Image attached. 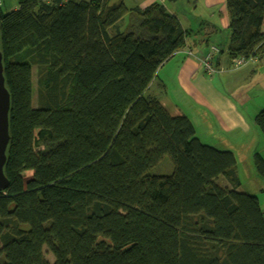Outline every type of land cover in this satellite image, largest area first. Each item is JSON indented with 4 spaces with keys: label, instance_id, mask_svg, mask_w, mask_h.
<instances>
[{
    "label": "trees",
    "instance_id": "trees-1",
    "mask_svg": "<svg viewBox=\"0 0 264 264\" xmlns=\"http://www.w3.org/2000/svg\"><path fill=\"white\" fill-rule=\"evenodd\" d=\"M16 1L0 6L11 95L0 264H264V211L239 189L235 153L204 143L190 117L147 95L197 31L162 2ZM226 6L229 56L260 59L264 0ZM128 12L140 24L111 34ZM255 123L264 132V109ZM167 156L173 172L153 173ZM254 163L264 180V157Z\"/></svg>",
    "mask_w": 264,
    "mask_h": 264
},
{
    "label": "rangeland",
    "instance_id": "rangeland-1",
    "mask_svg": "<svg viewBox=\"0 0 264 264\" xmlns=\"http://www.w3.org/2000/svg\"><path fill=\"white\" fill-rule=\"evenodd\" d=\"M2 10L7 12L18 6L16 0H2ZM126 5L130 8H133L135 4H140V0H124ZM142 5L145 6L149 4L146 0H142ZM168 4V7L173 10L178 17L181 19L184 25H187L186 21H192L195 29L200 28L201 24L204 23L205 26L209 24H217L219 31L213 41L217 44H220L221 47H226V42L229 37L230 30L229 28H224L223 20L225 17H229L225 0H176L170 1L165 0ZM16 6V7H12ZM142 17L135 12H128L123 19L117 22L116 25L110 28V33L115 34L116 32L123 31L128 32L131 28H135L140 24ZM221 29V30H220ZM228 47V46H227ZM227 47L225 52L227 53ZM228 54V53H227ZM226 54V56H227ZM22 53L19 52L13 56V59L18 61L22 57ZM22 59H26L24 56ZM260 59L258 60V62ZM256 62V63H258ZM255 64V63H251ZM256 67V66H255ZM33 104L34 106L38 105V81H39V68L37 65L33 64ZM169 70V67H163L159 70L158 75L161 80H166L168 84L165 86L168 88H163L159 84L155 86L154 93L147 90V95L155 96L158 99L162 97L161 91L164 89L166 93L164 96L170 97L173 102L179 104L182 107L191 109L201 108L193 98L186 94L182 86L179 84L178 77L171 76L166 77V72ZM238 70V69H234ZM259 72H250L245 78L237 83L238 86L234 88V92L231 91L230 87L226 85L222 86V90H227L232 94V96L239 102L241 107L244 109V114L250 121L253 127L249 131L241 132V129H238L239 132L236 133L238 139L237 142L232 143L231 145H223L220 141H208L206 139L202 140L206 144H212L217 148L223 150H231L235 153L237 157L236 172L240 179L239 189L246 191L248 193L254 194L259 197L262 209L264 211V180L257 171V168L254 163V155L260 153L264 157V132L260 127L255 123V117L264 109V69L262 66ZM175 73V72H174ZM173 74V73H172ZM157 75V76H158ZM174 75V74H173ZM205 75L200 70L199 76ZM198 76V75H195ZM199 76L197 79H199ZM208 77V76H207ZM186 109V111L188 110ZM188 112V111H187ZM155 174H171L173 172L172 160L169 156L165 157L162 162L157 165L152 170ZM32 176V171L26 173V178ZM219 183L222 185H227L228 182L224 176L218 178ZM46 258L53 263L55 261V256L52 251L45 246L44 248Z\"/></svg>",
    "mask_w": 264,
    "mask_h": 264
},
{
    "label": "crops",
    "instance_id": "crops-1",
    "mask_svg": "<svg viewBox=\"0 0 264 264\" xmlns=\"http://www.w3.org/2000/svg\"><path fill=\"white\" fill-rule=\"evenodd\" d=\"M140 1L141 3L135 4L134 7L144 8L153 2H162L170 12L176 14L168 7L165 0H146L149 4L145 6H140L143 3L142 0ZM186 22L187 25H184L182 22L184 27L195 29L192 21ZM202 24L200 28L195 29L197 33L189 39V45L177 51L159 68L160 70L163 67H169V70L166 72V77H178L179 84L185 93L189 94L195 101V104L201 108L194 109L191 107V109H188L176 104L170 97L164 96V93H166L164 89L161 91L162 97L159 100L171 115H187L190 117L196 127V134L201 140L220 141L223 145H231L239 139L236 136V133L239 132L238 129H241V132H245L253 127L252 123L245 116L244 109L231 93L234 92V88L238 86L237 83L242 77L245 78L250 72L261 71V66L262 70L264 69V55L260 58L259 62L256 61L258 63L250 62L244 67L235 68L232 64L231 56L227 54L228 52L221 54L219 52L214 56L216 72L210 74L205 71L202 61L212 45H217L221 48L220 44H217L212 39L217 35L219 27L217 24H209L208 26H205L204 23ZM229 24L230 18L225 17L223 20L224 28H229ZM230 35L231 31L226 42V47ZM200 70L205 75L199 76ZM195 75H198L199 79ZM156 84H159L165 89L168 88V86H165L168 84L167 81H162L158 75L153 79L148 90L154 93L155 86H158ZM226 85L230 87L231 93L227 88L226 91L222 90V86L225 87ZM186 109H188V112Z\"/></svg>",
    "mask_w": 264,
    "mask_h": 264
},
{
    "label": "water",
    "instance_id": "water-1",
    "mask_svg": "<svg viewBox=\"0 0 264 264\" xmlns=\"http://www.w3.org/2000/svg\"><path fill=\"white\" fill-rule=\"evenodd\" d=\"M10 107L11 95L6 86L3 53L0 49V189H5L9 185V178L5 173V165L7 162V148L11 138L9 130Z\"/></svg>",
    "mask_w": 264,
    "mask_h": 264
},
{
    "label": "built area",
    "instance_id": "built-area-1",
    "mask_svg": "<svg viewBox=\"0 0 264 264\" xmlns=\"http://www.w3.org/2000/svg\"><path fill=\"white\" fill-rule=\"evenodd\" d=\"M2 4V0H0V6ZM219 53V48L215 45H212L208 51V53L205 55L202 63L203 67L206 72L213 74L216 72V67L214 65V56L215 54ZM232 64L235 68H241L247 65L250 62H256L259 60L258 56L251 55L250 57H246L244 55L236 56L231 58Z\"/></svg>",
    "mask_w": 264,
    "mask_h": 264
}]
</instances>
